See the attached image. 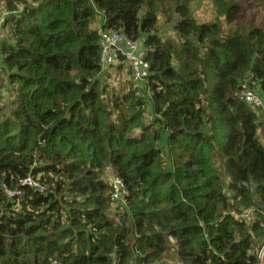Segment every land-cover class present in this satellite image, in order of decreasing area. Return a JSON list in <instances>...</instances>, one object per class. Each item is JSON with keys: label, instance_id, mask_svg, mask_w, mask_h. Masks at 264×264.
Wrapping results in <instances>:
<instances>
[{"label": "trees", "instance_id": "obj_1", "mask_svg": "<svg viewBox=\"0 0 264 264\" xmlns=\"http://www.w3.org/2000/svg\"><path fill=\"white\" fill-rule=\"evenodd\" d=\"M189 1L0 0V264H257L264 144L239 94L264 98V28L246 0H211L228 31ZM112 31L149 64L117 91L99 79Z\"/></svg>", "mask_w": 264, "mask_h": 264}, {"label": "built area", "instance_id": "obj_2", "mask_svg": "<svg viewBox=\"0 0 264 264\" xmlns=\"http://www.w3.org/2000/svg\"><path fill=\"white\" fill-rule=\"evenodd\" d=\"M7 15L8 12L0 11V38L4 35V19ZM98 46L101 66L104 67L122 61L130 67L134 80L144 81L148 75L149 64L146 60V50L139 40H130L121 32H101ZM239 99L253 108L264 106V102L257 94V91L246 83L242 85ZM20 183L34 188L42 194L46 192L44 185L30 176L23 179ZM110 186L112 189L111 200L114 203L122 202L125 196L128 195L123 182L119 178L113 177L110 180ZM4 193L8 198H13L21 196L22 190L19 187L16 189L4 188ZM255 257L257 264H264V240L258 247Z\"/></svg>", "mask_w": 264, "mask_h": 264}, {"label": "rangeland", "instance_id": "obj_3", "mask_svg": "<svg viewBox=\"0 0 264 264\" xmlns=\"http://www.w3.org/2000/svg\"><path fill=\"white\" fill-rule=\"evenodd\" d=\"M189 5L191 8V12L195 20L198 22H212L218 21L224 28L225 31L229 30V26L225 24L223 17H218L215 12L214 8L211 5V0H190ZM245 6L250 7V11L242 16V24L248 26L253 19V23H259L264 28V0H246ZM158 25L161 28H165L163 26V18L159 17ZM169 28L166 27L165 31ZM5 34V30H4ZM168 32H165V36ZM5 36L3 35L1 39ZM117 63L108 66H102L104 72L99 75L100 84H106L108 87L114 88L116 91L121 89L122 87H126L127 83L131 80V73L129 67L124 64L121 68H116ZM3 74V73H2ZM110 74V75H108ZM5 82V80H4ZM264 102V98H262ZM257 114L259 115L260 119V126L258 131V138L261 143L264 144V107H260L256 110ZM109 171L106 172L105 181L110 182L112 179L110 177ZM116 204V203H115ZM116 205H112V210L115 211ZM169 261L171 264H179L178 260L176 259L173 251L171 250L169 253ZM167 260V261H168Z\"/></svg>", "mask_w": 264, "mask_h": 264}]
</instances>
